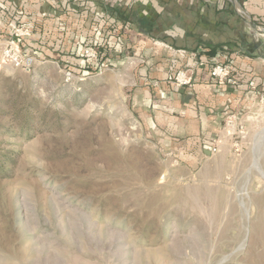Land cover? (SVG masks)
Listing matches in <instances>:
<instances>
[{"label": "rangeland", "instance_id": "374dc122", "mask_svg": "<svg viewBox=\"0 0 264 264\" xmlns=\"http://www.w3.org/2000/svg\"><path fill=\"white\" fill-rule=\"evenodd\" d=\"M102 55L0 71V264H264V102L191 171Z\"/></svg>", "mask_w": 264, "mask_h": 264}, {"label": "crops", "instance_id": "0c3cea01", "mask_svg": "<svg viewBox=\"0 0 264 264\" xmlns=\"http://www.w3.org/2000/svg\"><path fill=\"white\" fill-rule=\"evenodd\" d=\"M2 1L8 8L0 13V49L13 26L27 22L33 28L22 44L39 60L78 64L85 46L99 47L129 77L137 118L191 171L219 154H208L206 145L221 150L236 137L226 134L228 116L247 128L259 108L264 54L242 37L243 16L264 26V0ZM221 61L233 70L219 81L212 67ZM182 68L192 81L177 87Z\"/></svg>", "mask_w": 264, "mask_h": 264}, {"label": "built area", "instance_id": "2783aa9c", "mask_svg": "<svg viewBox=\"0 0 264 264\" xmlns=\"http://www.w3.org/2000/svg\"><path fill=\"white\" fill-rule=\"evenodd\" d=\"M7 4L0 0V13H4L7 10ZM33 25L31 22L23 23L21 25H14L11 38L7 39L3 44L0 54V71L6 65H12L14 67L23 69L25 71H31L38 63L37 57L29 52L22 44V40L30 36ZM99 50L94 45H87L83 48L82 55L84 61L88 64H92L94 61H98ZM233 65L231 62H217L212 67V75L219 81L226 79L231 71ZM67 76L72 77V71H67ZM175 84L177 87H184L189 85L192 81V77L189 74V70L186 68L180 69L175 75ZM260 100L264 102V93L261 94ZM226 134L228 136L238 135L241 138L246 136V128L243 122L237 121L234 115L228 116L226 120ZM207 149L211 150V153L215 154L220 151L219 147L215 144L206 145ZM178 163V160H175Z\"/></svg>", "mask_w": 264, "mask_h": 264}, {"label": "water", "instance_id": "95a60500", "mask_svg": "<svg viewBox=\"0 0 264 264\" xmlns=\"http://www.w3.org/2000/svg\"><path fill=\"white\" fill-rule=\"evenodd\" d=\"M233 3H236L235 0H232ZM244 21L246 24L253 30L256 31L257 35L260 36L264 33V27L258 25L255 21L250 19L249 17L243 16ZM264 37V36H263ZM264 52V51H263ZM208 154H211V150L208 149Z\"/></svg>", "mask_w": 264, "mask_h": 264}, {"label": "bare ground", "instance_id": "6f19581e", "mask_svg": "<svg viewBox=\"0 0 264 264\" xmlns=\"http://www.w3.org/2000/svg\"><path fill=\"white\" fill-rule=\"evenodd\" d=\"M240 10V9H239ZM261 36H264V33L261 35ZM261 137V136H260ZM263 137V136H262ZM259 143V142H258ZM260 145V144H259ZM260 147V146H259ZM264 151V150H263ZM260 154H261V150L258 149V151L256 152V159H255V166L256 168H258L260 171L263 172V176H264V171L263 169L261 168L260 166V163H259V159H260ZM262 155V154H261Z\"/></svg>", "mask_w": 264, "mask_h": 264}]
</instances>
